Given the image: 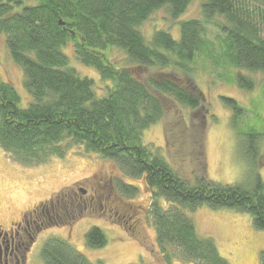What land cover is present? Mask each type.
Listing matches in <instances>:
<instances>
[{
	"label": "trees",
	"instance_id": "obj_1",
	"mask_svg": "<svg viewBox=\"0 0 264 264\" xmlns=\"http://www.w3.org/2000/svg\"><path fill=\"white\" fill-rule=\"evenodd\" d=\"M25 1L0 0V34L6 37L12 60L23 68V84L31 99L28 106L20 107L14 84L0 78V147L24 166L46 164L79 147L114 161L127 176H144L151 190L160 259L165 264L175 258L229 264L216 241L200 236L183 209L231 208L250 214L255 227L264 230V152L258 145L263 135L255 129L244 134L249 182L210 180L200 123L208 108L195 84L192 64L200 52L215 56L213 42L204 37L212 24L221 32L222 63L238 71L232 82L252 90L254 82L242 70L264 72V0H201L202 17L182 21L178 40L164 30L147 39L140 27L161 8L180 18L193 0H36L27 5ZM67 45L78 62L97 69L106 83L104 94L98 95L95 80L82 76L71 64L63 51ZM114 49L122 51L133 66L115 63ZM223 102L234 109L236 126L243 108L231 97L224 96ZM180 105L194 114L205 111L202 120L190 125L186 139L198 170L194 182L143 143L144 131ZM114 186L117 197L139 192L121 179ZM161 198L173 205L164 209ZM117 217L125 223V217ZM86 244L105 246L103 230L91 227ZM41 257L44 264H95L61 237L48 238Z\"/></svg>",
	"mask_w": 264,
	"mask_h": 264
},
{
	"label": "rangeland",
	"instance_id": "obj_2",
	"mask_svg": "<svg viewBox=\"0 0 264 264\" xmlns=\"http://www.w3.org/2000/svg\"><path fill=\"white\" fill-rule=\"evenodd\" d=\"M35 3L36 0H27L24 4ZM201 5V0H193L178 19H174L166 8H161L140 28L147 39L156 30H164L178 40L182 21L202 17ZM207 29L204 37L213 42L215 56L208 57L200 52L192 65L195 84L203 95L208 112L203 110L194 114L195 111L186 106H174L162 120L144 131L143 143L154 153L165 156L182 176L194 182L198 170L186 139L190 125L202 120L205 112V119L200 123L204 129L208 178L222 184L247 183L251 170L245 156L244 134L255 129L263 135L258 145L264 152V72L242 70L254 82L252 90L242 89L237 82H232L238 71L223 64L219 57L222 52L221 32L212 24ZM63 51L82 76L95 80L98 95L104 94L106 83L101 81L97 69L78 62L71 45L64 46ZM111 57L120 67L133 66L120 50L114 49ZM0 78L14 84L21 96L20 107L28 106L31 99L23 84L24 71L12 60L4 34H0ZM224 96L234 98L243 108V114L237 116L236 126L233 124L234 109L223 102ZM171 140L173 142L169 143ZM261 174L264 179V168ZM143 177L127 176L114 161L87 153L79 147L69 150L63 158H53L39 166L18 164L0 147V220L3 224L18 220L25 210L40 201L71 196L83 188L86 192L79 191L84 195L83 200L77 197L79 201L70 204L64 222L62 220L59 226L49 229L39 239L35 246V264H44L41 249L50 237L68 240L95 264H165L160 259L156 242L151 190ZM119 179L137 186L139 192L132 197H117L114 184ZM90 202L93 203L90 205ZM159 202L164 209L173 205L165 198ZM183 210L193 219L200 236H210L216 241L221 256L229 264H261L264 230L255 227L250 214L206 205L193 211ZM118 214L126 218L125 223L119 220ZM69 218H73V222L69 223ZM93 226L105 233V246L93 248L86 244V233ZM172 264L196 263L175 258Z\"/></svg>",
	"mask_w": 264,
	"mask_h": 264
},
{
	"label": "flooded vegetation",
	"instance_id": "obj_3",
	"mask_svg": "<svg viewBox=\"0 0 264 264\" xmlns=\"http://www.w3.org/2000/svg\"><path fill=\"white\" fill-rule=\"evenodd\" d=\"M79 191L61 199L54 200L51 197L40 201L25 210L18 220L7 224L0 220V264H35V246L39 239L49 229L62 223L70 212V204L79 201L77 197L83 200L84 195ZM84 202L86 205V201ZM108 204L111 205L110 202Z\"/></svg>",
	"mask_w": 264,
	"mask_h": 264
},
{
	"label": "water",
	"instance_id": "obj_4",
	"mask_svg": "<svg viewBox=\"0 0 264 264\" xmlns=\"http://www.w3.org/2000/svg\"><path fill=\"white\" fill-rule=\"evenodd\" d=\"M81 190H83V193L86 192L83 188H81Z\"/></svg>",
	"mask_w": 264,
	"mask_h": 264
}]
</instances>
